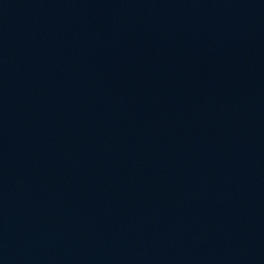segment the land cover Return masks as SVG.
Instances as JSON below:
<instances>
[{
    "label": "water",
    "instance_id": "obj_1",
    "mask_svg": "<svg viewBox=\"0 0 264 264\" xmlns=\"http://www.w3.org/2000/svg\"><path fill=\"white\" fill-rule=\"evenodd\" d=\"M0 264H264V0H0Z\"/></svg>",
    "mask_w": 264,
    "mask_h": 264
}]
</instances>
